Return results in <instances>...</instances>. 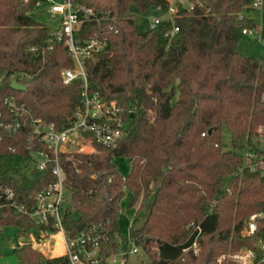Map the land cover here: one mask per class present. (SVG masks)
Listing matches in <instances>:
<instances>
[{
	"label": "trees",
	"instance_id": "obj_1",
	"mask_svg": "<svg viewBox=\"0 0 264 264\" xmlns=\"http://www.w3.org/2000/svg\"><path fill=\"white\" fill-rule=\"evenodd\" d=\"M44 1L0 0V110L7 118L3 100L12 97L34 118L62 128L83 89L81 81L64 84L73 60L32 15ZM170 1L178 0H79L101 17L110 12L108 45L84 66L90 92L123 107L127 134L115 148L94 145V153L61 156L72 201L63 225L70 239L95 228L106 257L128 252L133 242L149 264H214L222 250L256 248L264 239V222L254 237L242 235L249 217L264 212V179L240 173L247 153L264 156L257 141L258 130L264 132V58L237 49L249 39L243 31L256 25L253 0H184L195 8L179 5L173 38L167 22L144 34L136 30L133 7L147 13ZM84 29L92 35L97 24ZM14 81L26 89H13ZM224 127L232 150L222 147ZM0 135V178L32 211L38 191L54 179L51 167L28 174L32 137L26 130ZM119 157L132 163L126 177L115 163ZM128 191L136 217L126 241L119 224ZM11 226L20 235L36 228L26 215L1 213L0 233ZM196 226L202 229L197 256L188 250ZM14 253L23 264H69L27 246Z\"/></svg>",
	"mask_w": 264,
	"mask_h": 264
},
{
	"label": "built area",
	"instance_id": "obj_2",
	"mask_svg": "<svg viewBox=\"0 0 264 264\" xmlns=\"http://www.w3.org/2000/svg\"><path fill=\"white\" fill-rule=\"evenodd\" d=\"M179 5L186 6L190 10L195 8L194 5L186 4L184 0L170 1L166 8L155 7V11L164 16L151 18L150 30H156L161 23L167 22L171 24L169 37L176 36L179 28L175 25V19ZM259 5V1L253 0L254 11L259 8ZM36 7L37 10L47 7L52 17L57 18L60 22L57 29H51L52 36L68 50L74 63L73 69H68L63 73V82L65 85H70L81 81L83 94L76 113L69 120V124L62 128L54 123L49 124L34 118L23 105L12 97H6L3 100L8 117L6 118L0 110V131L3 129L12 132L26 130L34 140L33 144L31 143L27 147V152L31 157L27 169L28 174L34 175L37 172L45 171L50 166L54 179L38 191L35 206L32 211H29L25 206L19 204L15 188L5 184L0 178V214L14 211L30 217L35 224L36 228L27 234L20 235L17 248L31 247L47 256L48 250L44 251L47 242L61 236L63 253L59 257H67L69 264L118 263L120 257L117 253L111 257L102 254L100 250L101 236L95 228L81 233L74 239H70L66 233L63 216L72 210V204L68 202L69 190L61 163L62 155L93 153L96 151L94 145L115 148L126 137L127 125L123 107L116 101L108 102L99 94L90 92L84 66L87 60L106 49L109 38L105 32L104 23L111 19V15L108 12L101 17L93 7L82 4L79 0H63L61 3L46 0L37 3ZM94 22L97 24V29L92 32V35L90 32V35L87 36L84 25ZM113 30L114 26L112 25L109 27V31ZM243 35L256 41L261 40V27L256 24L253 29L244 30ZM258 133L264 140L263 129H259ZM1 141L0 135V143ZM89 149L91 151H88ZM11 151L16 152V149L12 148ZM244 170L264 179V156L259 157L253 152L247 153L240 173ZM262 222H264V212L251 215L242 235L247 238L254 237ZM195 232L194 241L188 250H192L197 256L200 253L198 240L202 229L196 226ZM138 253H140V248L134 243L130 252H123L122 259L125 262L126 254L135 255ZM124 262L123 264H126ZM214 264H264V239L258 241L256 248L225 251L216 257Z\"/></svg>",
	"mask_w": 264,
	"mask_h": 264
},
{
	"label": "rangeland",
	"instance_id": "obj_3",
	"mask_svg": "<svg viewBox=\"0 0 264 264\" xmlns=\"http://www.w3.org/2000/svg\"><path fill=\"white\" fill-rule=\"evenodd\" d=\"M56 3H61L63 0H53ZM259 1V8L254 13V18L256 20L257 25L261 27V35L260 39L256 41L253 38L243 39L238 45V51L245 56H253L259 59L264 58V0H256ZM132 16L134 17L135 28L141 33H147L150 31V19L151 18H162L164 15L162 13H158L155 9H151L149 12L144 13L141 12L138 8L133 7L131 10ZM33 17L40 22L41 24L47 26L48 28L55 30L60 26V22L57 18L52 17V15L48 12L47 7L36 10L33 14ZM259 147L262 151H264V140L262 137H259ZM222 147L224 150H232V140L230 131L224 127L222 133ZM88 151H91L89 149ZM96 152V151H95ZM94 153V152H93ZM115 163L119 168V173L126 177L130 174L132 170V163L129 159L124 157H119L115 159ZM11 167L16 168L17 166L11 165ZM24 169V166H22ZM28 171V170H27ZM133 195L131 191H128L125 198L121 203V216H120V233L123 239L126 241L130 240V230L136 217V210L130 207L132 202ZM69 204H72L71 196L68 197ZM19 229L15 226L6 227L0 233V264H23L19 260L18 256L14 253V249L17 248L19 244ZM57 241V242H56ZM61 236H59L56 240H49L44 248V251L48 250V257H56L61 254L62 244H61ZM133 242H130L128 245V252L131 251ZM140 248V253L138 254H129L127 259H122L123 251H119L117 255L120 257L118 263L113 264H149L148 256L143 252L142 247L138 245ZM225 251H237L233 248L224 249L221 252L215 255V258L218 257Z\"/></svg>",
	"mask_w": 264,
	"mask_h": 264
},
{
	"label": "water",
	"instance_id": "obj_4",
	"mask_svg": "<svg viewBox=\"0 0 264 264\" xmlns=\"http://www.w3.org/2000/svg\"><path fill=\"white\" fill-rule=\"evenodd\" d=\"M12 88L15 89V90H19V91H24L26 89L23 85H21L17 81H14L12 83Z\"/></svg>",
	"mask_w": 264,
	"mask_h": 264
},
{
	"label": "crops",
	"instance_id": "obj_5",
	"mask_svg": "<svg viewBox=\"0 0 264 264\" xmlns=\"http://www.w3.org/2000/svg\"><path fill=\"white\" fill-rule=\"evenodd\" d=\"M256 11V10H255ZM255 11L253 12V14H252V19L255 21V23H256V20H255V18H254V13H255ZM256 24H258V23H256ZM58 238V237H57ZM61 244H62V241H61ZM62 253H63V246H62V250H61V254L60 255H58V256H56V257H59V256H61L62 255ZM56 257H54V258H56ZM49 258H52V257H49Z\"/></svg>",
	"mask_w": 264,
	"mask_h": 264
}]
</instances>
